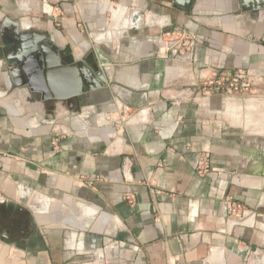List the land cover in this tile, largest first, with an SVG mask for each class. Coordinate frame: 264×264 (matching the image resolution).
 <instances>
[{"label": "crops", "instance_id": "crops-1", "mask_svg": "<svg viewBox=\"0 0 264 264\" xmlns=\"http://www.w3.org/2000/svg\"><path fill=\"white\" fill-rule=\"evenodd\" d=\"M171 31L185 35L166 57ZM41 35L49 61L70 68L54 76L62 89L108 63L95 99L124 107L119 124L87 125L13 88L21 66L9 65ZM263 36L264 11L238 0H0V264H264V197L234 181L247 165L197 86L213 66L264 85Z\"/></svg>", "mask_w": 264, "mask_h": 264}, {"label": "water", "instance_id": "water-1", "mask_svg": "<svg viewBox=\"0 0 264 264\" xmlns=\"http://www.w3.org/2000/svg\"><path fill=\"white\" fill-rule=\"evenodd\" d=\"M175 5L182 8L187 7L191 3V0H173ZM241 11H249L253 15H256L259 11H264V0H238ZM51 37L41 35L33 41L32 45L27 46L23 50L22 54L18 57L17 62L9 66H21V71L16 69L18 74L17 78L13 82V88L26 87L33 96L39 98L44 103H52L54 108L60 104H66L68 110L82 113L87 125H102V117L112 114L111 120L114 123H120V117L124 116V107L118 106L117 108L111 107L109 98L105 100L107 107L106 110H98L97 103L99 99L97 96L102 94L105 96L106 91H103L109 84L108 63L103 60H94L91 65L93 71H90L87 75H84L82 79L75 80L72 87H66L62 89V85L53 84L54 76L57 71L63 72L70 70L60 67L61 62L49 61L48 46L50 45ZM96 53V51H94ZM97 54V53H96ZM169 55V54H168ZM107 64V65H106ZM22 73V74H21ZM11 74L15 76V70L11 71ZM14 78V77H13ZM99 92V93H97ZM96 93V94H95ZM101 96V95H100ZM94 98V99H93ZM94 101V104L92 103ZM114 105V104H113ZM96 106V107H93ZM64 112V111H63ZM110 125L111 122H108Z\"/></svg>", "mask_w": 264, "mask_h": 264}, {"label": "rangeland", "instance_id": "rangeland-1", "mask_svg": "<svg viewBox=\"0 0 264 264\" xmlns=\"http://www.w3.org/2000/svg\"><path fill=\"white\" fill-rule=\"evenodd\" d=\"M198 103L201 112L216 123L221 132L232 138L229 144L232 145L235 154H238L236 159L241 158L247 165L242 168L243 170L246 168L244 172L234 175V181L236 180L239 185L242 183L243 186H250L248 188L264 197V129L262 131V127H258L263 124L264 128V120H262L264 119V85L257 84L248 93L238 95L224 93L217 95L210 91L207 95H202ZM102 118L104 122L119 124L111 120L112 114ZM241 155L244 157L242 158ZM237 166L240 167V165ZM258 167H260V173L252 175ZM250 174L252 176H249ZM262 210L264 211V207Z\"/></svg>", "mask_w": 264, "mask_h": 264}, {"label": "built area", "instance_id": "built-area-1", "mask_svg": "<svg viewBox=\"0 0 264 264\" xmlns=\"http://www.w3.org/2000/svg\"><path fill=\"white\" fill-rule=\"evenodd\" d=\"M184 35L185 34L181 31H171L163 34L160 42L166 46V49L164 52L161 51V54H164V56L166 55V57H168L166 54L167 52L170 56L172 53L176 54L180 46H182L180 39H182ZM183 40H189V38L186 36L185 38L183 37ZM210 71L209 76H199L200 78L197 86L203 92V95H207L210 91L217 95L223 93L227 95L246 94L257 84H262V80L259 76L247 70L236 69L233 72L226 73L224 71H219V69L213 66ZM51 143L53 146L55 145V138ZM2 156L4 155L0 152V157ZM209 161L210 156L208 152L202 151L197 155L195 161V171L197 175L203 176L209 171ZM224 203L228 206L230 214L237 212V216H242L245 212L243 207L236 204L231 197L225 198Z\"/></svg>", "mask_w": 264, "mask_h": 264}, {"label": "bare ground", "instance_id": "bare-ground-1", "mask_svg": "<svg viewBox=\"0 0 264 264\" xmlns=\"http://www.w3.org/2000/svg\"><path fill=\"white\" fill-rule=\"evenodd\" d=\"M233 99H234V98H233ZM234 101H235V100H234ZM230 103H231V101H230ZM231 104H232V103H231ZM250 115H251V114H250ZM250 115H249V117L252 116V115H251V116H250ZM257 116H258V115H257ZM262 117H263V116H262ZM252 118H253V116H252ZM249 120H250V119H249ZM262 120H264V119H262ZM259 121H260V120H258V122H259ZM263 123H264V121H263ZM253 125H254V124H253ZM257 125H258V123H257ZM257 125H255V126L257 127ZM261 125H262V126H259V125H258V127H262L261 130L263 131V129H264V128H263V124H261ZM256 127H255V128H256ZM256 129H257V128H256ZM258 129H259V128H258ZM259 132H261V131L259 130ZM263 132H264V131H263Z\"/></svg>", "mask_w": 264, "mask_h": 264}]
</instances>
